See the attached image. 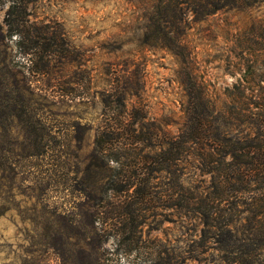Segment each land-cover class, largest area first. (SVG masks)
Listing matches in <instances>:
<instances>
[{"label": "trees", "instance_id": "16d2710c", "mask_svg": "<svg viewBox=\"0 0 264 264\" xmlns=\"http://www.w3.org/2000/svg\"><path fill=\"white\" fill-rule=\"evenodd\" d=\"M38 1L0 0L7 27L4 34L0 25V36L19 38L21 51L35 72L47 77L38 95L53 107L68 106L77 97L91 101L97 95L103 105L91 156L100 162L105 185L101 214L111 215L113 223L103 222L97 232V213L91 214L93 219L82 235L84 263L103 264L97 258L89 263L91 255L86 252L103 248L112 230L123 237L136 234L134 218L129 217L134 212L126 213L121 206L110 210V205L157 202L174 205L185 216H198L202 237L209 236L218 251L235 256L232 264H264L260 260L264 253V24L253 29V59L247 60L243 77L226 89L225 102L211 90L187 41L193 23L222 11L257 9L264 6V0L131 1L137 29L131 44L166 51L179 65L180 82L187 93L181 123L171 117H149L142 101L144 70L135 56L124 64L112 63L105 71L106 87L91 95L90 81L80 75L79 51L63 33L31 20L30 6ZM17 67L6 65V78L0 80V138L5 121L14 124L20 119L19 107L29 110L32 117L35 114L30 109L36 89ZM174 124L179 125L177 133L170 129ZM43 154L42 148L23 151L25 157ZM188 165L209 176V184L186 183ZM159 178L161 183L154 185L152 181Z\"/></svg>", "mask_w": 264, "mask_h": 264}, {"label": "rangeland", "instance_id": "374dc122", "mask_svg": "<svg viewBox=\"0 0 264 264\" xmlns=\"http://www.w3.org/2000/svg\"><path fill=\"white\" fill-rule=\"evenodd\" d=\"M131 1L39 0L30 6L31 20L63 33L79 51L83 63L80 75L90 81L91 95L106 87L105 71L112 63L124 64L135 56L144 70L142 101L149 117H171L181 123L187 93L180 82L179 65L166 51L139 49L131 44L137 34ZM5 15L6 9L0 10V25L7 34ZM261 23L264 24V6L249 11H222L204 22L193 23L187 35L200 72L222 102L227 101L226 89L243 77L247 60L253 59V29ZM18 41L19 38L0 36V80L6 78V65H17L36 89L30 109L35 114L32 117L29 110L19 107L23 111L19 112L20 119L3 125L0 264H85L82 235L93 219L91 214L97 213V232L103 222L108 226L113 223L111 215L101 214L105 185L100 162L91 156L103 105L99 95L91 101L77 97L63 107H53L41 98L37 89L46 86L47 77L35 72ZM170 129L177 133L179 125ZM38 148L43 149V155H23L25 149ZM111 167L117 164L112 162ZM185 173L186 183L209 184V176L191 165ZM152 183L159 184L161 179ZM118 206L126 213L134 212L128 216L134 218L136 234L123 237L117 229L112 230L103 248L86 252L91 255L89 263L97 258L103 264H232L235 258L218 251L209 236L202 237L198 216H185L174 205L115 202L110 210ZM260 260H264V253Z\"/></svg>", "mask_w": 264, "mask_h": 264}]
</instances>
